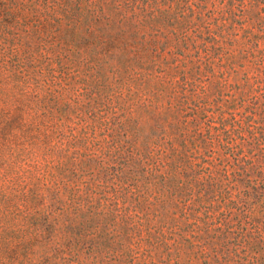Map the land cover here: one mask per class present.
<instances>
[{"label":"trees","instance_id":"1","mask_svg":"<svg viewBox=\"0 0 264 264\" xmlns=\"http://www.w3.org/2000/svg\"><path fill=\"white\" fill-rule=\"evenodd\" d=\"M0 264H264V0H0Z\"/></svg>","mask_w":264,"mask_h":264},{"label":"rangeland","instance_id":"2","mask_svg":"<svg viewBox=\"0 0 264 264\" xmlns=\"http://www.w3.org/2000/svg\"><path fill=\"white\" fill-rule=\"evenodd\" d=\"M5 170L6 169H4L0 163V223L3 222L6 217L8 218V210H7V207L3 203V184H4V181H2V178H1L4 175ZM0 233H1V231H0Z\"/></svg>","mask_w":264,"mask_h":264}]
</instances>
